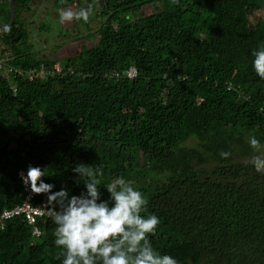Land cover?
<instances>
[{"label":"trees","instance_id":"1","mask_svg":"<svg viewBox=\"0 0 264 264\" xmlns=\"http://www.w3.org/2000/svg\"><path fill=\"white\" fill-rule=\"evenodd\" d=\"M26 1L12 0L14 15ZM85 1L103 19L96 43L64 60L13 50L25 34L15 16L10 32L0 26L11 67L0 69V211L25 196L19 169L41 167L53 193L71 196L86 191L72 171L84 163L101 184L124 177L144 193L142 215L160 219L149 239L161 254L179 264H264V173L249 162L247 139L264 144V79L252 67L264 44L262 1ZM251 5L260 8L254 23ZM34 224L37 236L22 214L4 221L0 264H62L56 225L47 216Z\"/></svg>","mask_w":264,"mask_h":264},{"label":"clouds","instance_id":"2","mask_svg":"<svg viewBox=\"0 0 264 264\" xmlns=\"http://www.w3.org/2000/svg\"><path fill=\"white\" fill-rule=\"evenodd\" d=\"M179 0H172L178 4ZM63 3V0H61ZM61 23L73 20L87 22L93 14V5L58 10ZM8 25L3 27L10 32ZM252 67L264 79V44L252 52ZM248 143L253 150L249 161L258 173H264V144L250 135ZM221 158L231 153L221 151ZM72 171L77 174L76 183L83 182L86 191L69 195L67 188L52 192L53 184L45 183V170L29 165L21 180L31 193L49 194L45 209L53 223L55 244L63 248L62 264H179V261L157 251L149 237L157 231L160 219L156 214L142 215L147 209L148 199L136 189L130 180L117 177L108 184H101L99 169L84 163L77 164ZM102 187L108 199L102 198Z\"/></svg>","mask_w":264,"mask_h":264},{"label":"rangeland","instance_id":"3","mask_svg":"<svg viewBox=\"0 0 264 264\" xmlns=\"http://www.w3.org/2000/svg\"><path fill=\"white\" fill-rule=\"evenodd\" d=\"M64 1L65 0L61 3V0H27L26 6L28 5L29 11L24 18H19L21 9L17 8L19 5L16 4V14L14 16L16 17V21H18L22 29L25 31V34L19 43L13 46V50L19 49L21 52L36 51L39 55H44L49 58L53 57L57 60H64L67 56L78 52L81 45H84V47L87 48V46L95 44L97 36L95 30L103 20L96 14V9L99 5L96 2H93V14L87 22H84L83 20H73L61 23L57 11L59 8L71 7L75 10L86 7L85 0ZM250 1L253 2V0ZM260 1H262L260 7L261 10L260 8L254 9L253 5L248 9V22H255L258 14L254 12L258 10H260L258 13L261 14L260 21L264 22V0H259L258 2ZM151 8V6H144L143 10L149 13ZM0 9H3L5 13L2 15L0 14V19L4 20L2 22L3 24H7L9 19H6L5 15L6 10L8 9L9 11L8 3L6 5L5 1H1ZM140 12L141 10L139 13ZM1 33L2 30L0 29V34ZM191 112L193 114L196 113L195 110H192Z\"/></svg>","mask_w":264,"mask_h":264},{"label":"built area","instance_id":"4","mask_svg":"<svg viewBox=\"0 0 264 264\" xmlns=\"http://www.w3.org/2000/svg\"><path fill=\"white\" fill-rule=\"evenodd\" d=\"M2 48V46L0 45ZM9 59V56L7 54L3 55L0 57V69L2 67H7V70H11V67L7 66L5 64V61ZM40 74L43 73L44 67L43 65H40ZM48 71V70H47ZM49 72L52 73H58L60 72L59 65L57 63L52 65V69L49 70ZM48 73V72H47ZM117 75V73H115ZM135 75V70L133 68H129L127 71H125V76L126 77H133ZM12 91L15 90V87L13 85L10 86ZM21 173L26 175V173L19 169L17 171V177L18 181L20 183L22 191L25 193L24 198L19 204H15L10 208H4L0 211V229L3 227L4 221L12 218L15 215H20L22 214L24 219L26 220V223L30 225L31 228V234L32 235H38L39 234V228L34 224L35 217H40V216H47L49 217L47 210L45 209V197H47L48 194H43L40 203L37 205H32L30 203V199L34 197V193H31L30 186L26 187L21 180Z\"/></svg>","mask_w":264,"mask_h":264},{"label":"water","instance_id":"5","mask_svg":"<svg viewBox=\"0 0 264 264\" xmlns=\"http://www.w3.org/2000/svg\"><path fill=\"white\" fill-rule=\"evenodd\" d=\"M7 3H8V7H9V22L7 24H3L0 22V26H5V25H10L12 20H13V17H14V9H13V5H12V0H7Z\"/></svg>","mask_w":264,"mask_h":264},{"label":"crops","instance_id":"6","mask_svg":"<svg viewBox=\"0 0 264 264\" xmlns=\"http://www.w3.org/2000/svg\"><path fill=\"white\" fill-rule=\"evenodd\" d=\"M0 2H1V1H0ZM18 5H19V4H18ZM22 6H23V5H21V8H22ZM25 7H26L25 10H21V13H20L19 18H24V16L26 15V13L29 11L28 5H27V6L25 5ZM17 8H18V7H17ZM19 8H20V7H19ZM21 8H20V9H21ZM23 8H24V6H23ZM0 14H1V15H2V14H5L3 9H2V10L0 9ZM1 15H0V16H1ZM5 16H6V15H5ZM1 23H2V22H1ZM41 54H42V53H41Z\"/></svg>","mask_w":264,"mask_h":264}]
</instances>
